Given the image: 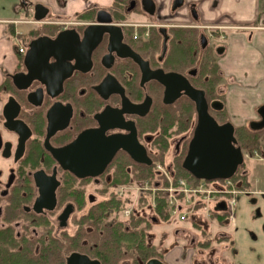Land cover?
<instances>
[{"label": "flooded vegetation", "instance_id": "flooded-vegetation-1", "mask_svg": "<svg viewBox=\"0 0 264 264\" xmlns=\"http://www.w3.org/2000/svg\"><path fill=\"white\" fill-rule=\"evenodd\" d=\"M153 1L148 14L141 0H18L0 18V264H239L221 194L204 216L171 214L170 199L191 205L167 189L184 178L198 114L154 79L187 78L237 139L247 124L228 114L219 63L228 26L197 2L167 13ZM246 174L231 177L236 195L259 194Z\"/></svg>", "mask_w": 264, "mask_h": 264}, {"label": "crops", "instance_id": "crops-1", "mask_svg": "<svg viewBox=\"0 0 264 264\" xmlns=\"http://www.w3.org/2000/svg\"><path fill=\"white\" fill-rule=\"evenodd\" d=\"M188 1L197 2L205 21L228 26L226 54L219 63L224 74L231 77L226 91L230 118L237 125L245 124L247 119H257L254 108L264 104V0ZM157 2L163 12H169L170 0ZM3 27L0 21L1 36ZM8 56V50L0 44V65L2 61L9 60ZM241 259L239 257L240 262Z\"/></svg>", "mask_w": 264, "mask_h": 264}, {"label": "water", "instance_id": "water-1", "mask_svg": "<svg viewBox=\"0 0 264 264\" xmlns=\"http://www.w3.org/2000/svg\"><path fill=\"white\" fill-rule=\"evenodd\" d=\"M145 1L148 3L147 6ZM141 3L144 11L153 14L155 10L153 0H141ZM108 21L103 20V22ZM100 26L105 27V25ZM223 50L224 48H221L218 52L222 53ZM28 55L29 51L26 53V59ZM175 75L180 78L154 79L164 85L165 102H171L184 94L196 106L198 120L181 167L198 180L211 181L233 177L238 167L244 163L243 151L234 135V126L230 122L218 124L208 113L204 92L194 88L187 78ZM213 106H215V102ZM215 107L220 108L221 106ZM257 113L260 120L251 121L249 124L250 128L255 130L264 128V104L258 107Z\"/></svg>", "mask_w": 264, "mask_h": 264}, {"label": "rangeland", "instance_id": "rangeland-1", "mask_svg": "<svg viewBox=\"0 0 264 264\" xmlns=\"http://www.w3.org/2000/svg\"><path fill=\"white\" fill-rule=\"evenodd\" d=\"M18 0H0V18H10L13 14L14 2ZM143 17V13H138ZM216 46L224 41L218 36L211 39ZM259 107V106H258ZM258 107L254 109L257 112ZM256 118L258 116L256 115ZM253 120L246 121V129ZM260 156V157H258ZM255 156L247 154L244 156V163L240 166L241 172H247L245 182L251 190H259V194L241 193L235 195V216L234 222H230L227 215L221 222L223 229L232 234L238 241L239 257L243 264H264V155ZM221 195L217 200H225ZM190 204H193L192 202ZM207 209L202 206L195 207L193 212L188 213L204 216ZM216 221L217 218H209ZM213 223V222H212ZM218 224V222H215ZM239 260V264L241 263Z\"/></svg>", "mask_w": 264, "mask_h": 264}, {"label": "built area", "instance_id": "built-area-1", "mask_svg": "<svg viewBox=\"0 0 264 264\" xmlns=\"http://www.w3.org/2000/svg\"><path fill=\"white\" fill-rule=\"evenodd\" d=\"M247 155V153H245ZM255 156L259 154L257 152L254 153ZM260 157V156H258ZM261 158V157H260ZM167 191L169 192L170 197L173 192H177L179 196L183 197L185 204H191L186 207L181 205V207L173 204L175 200L170 199L171 205V214L176 216L178 219L183 220L185 216L189 212H193L195 207L202 206L206 208V206L210 203L212 199L215 198L217 194L224 195L226 197L225 203L227 206V216L230 221L234 220L235 216V195L237 193L236 187L231 180L228 179H216V180H194L192 183H189L188 180L184 178H179L177 182L173 183Z\"/></svg>", "mask_w": 264, "mask_h": 264}, {"label": "trees", "instance_id": "trees-1", "mask_svg": "<svg viewBox=\"0 0 264 264\" xmlns=\"http://www.w3.org/2000/svg\"><path fill=\"white\" fill-rule=\"evenodd\" d=\"M178 55L179 59L186 58L187 50L185 49V47L179 51ZM237 140L238 145H240L243 152L252 155L255 152H258L259 154L264 155V129L252 130L250 128H242L237 131ZM179 176L184 178H193L192 175H190L186 171L180 173ZM165 205V201L160 199L156 211H162Z\"/></svg>", "mask_w": 264, "mask_h": 264}]
</instances>
